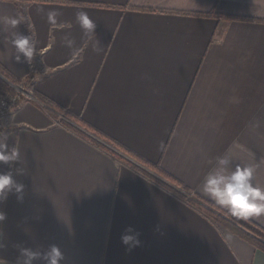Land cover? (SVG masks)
Masks as SVG:
<instances>
[{
	"label": "crops",
	"instance_id": "1",
	"mask_svg": "<svg viewBox=\"0 0 264 264\" xmlns=\"http://www.w3.org/2000/svg\"><path fill=\"white\" fill-rule=\"evenodd\" d=\"M80 11L96 24L99 52ZM18 16L28 30L16 31L34 35L39 54L17 63L12 30L0 31V64L21 80L38 60L32 91L158 164L189 197L217 205L203 181L223 157L226 175L252 166L264 189V0H0V20ZM1 123L20 161L0 174L11 171L24 191L0 201V264L53 245L60 264H264L263 251L63 127L35 98ZM250 220L264 228V216ZM125 234L139 246L123 244Z\"/></svg>",
	"mask_w": 264,
	"mask_h": 264
},
{
	"label": "clouds",
	"instance_id": "2",
	"mask_svg": "<svg viewBox=\"0 0 264 264\" xmlns=\"http://www.w3.org/2000/svg\"><path fill=\"white\" fill-rule=\"evenodd\" d=\"M56 13H49V23H56ZM76 21L86 36L90 39L95 38V51H100L99 41L95 36V22L89 18L86 12L80 11L76 15ZM25 23L23 16L16 18H4L0 20V31L11 29V46L15 49V60L21 62V56L24 61L31 64L34 57L38 55L37 41L34 35H22L16 31L18 26ZM4 42H9L5 37ZM73 41L67 40V46L72 47ZM7 137L0 136V164L12 165L20 161V153L16 148L9 149L7 146ZM227 157L217 158L216 163L220 166L218 169L210 171L203 181V194L212 200L217 205L228 210L230 214L239 220L247 221L251 218L264 216V189L253 184L255 168L252 166L235 167L230 175L225 174V169L229 164ZM18 174H23V170L17 169ZM15 192L18 194V199H22L24 185L17 183L13 178L11 171L0 174V201L6 200L9 193ZM6 216L0 212V222H3ZM131 228L126 229L127 232H132ZM122 243L128 245L129 248L139 246V241L135 236L123 235ZM2 247V245H0ZM20 255L17 264H33L34 261L43 260L45 264H60L64 256L60 249L53 245L45 252L39 250L33 251L28 248H20Z\"/></svg>",
	"mask_w": 264,
	"mask_h": 264
},
{
	"label": "trees",
	"instance_id": "3",
	"mask_svg": "<svg viewBox=\"0 0 264 264\" xmlns=\"http://www.w3.org/2000/svg\"><path fill=\"white\" fill-rule=\"evenodd\" d=\"M23 25L27 29V24L23 23ZM39 73L40 62L38 60L34 61L30 73L21 80L11 75L0 64V75L7 81L4 82L0 78V133L3 131L1 123L3 117L10 113L13 109L19 107L23 101L27 100L26 91L28 89H32L34 81ZM18 85H21L22 90L15 93V89L13 87ZM32 93L34 98L48 108L51 116L63 127L76 133L82 138L91 141L94 145L100 147L113 158L127 163L149 177L151 180L171 190L179 198L194 206L201 214L213 223L234 231L239 237L251 243L256 249L264 252L263 227L250 219L244 221L234 218L228 210L219 207L197 193H194L192 197H189V190L179 180L160 168L158 164L142 158L114 138L98 130L79 116L64 109L41 93L36 91H32ZM167 183L181 189V191L172 188Z\"/></svg>",
	"mask_w": 264,
	"mask_h": 264
},
{
	"label": "rangeland",
	"instance_id": "4",
	"mask_svg": "<svg viewBox=\"0 0 264 264\" xmlns=\"http://www.w3.org/2000/svg\"><path fill=\"white\" fill-rule=\"evenodd\" d=\"M0 78H1V80H3L4 82H7L6 79H4L1 75H0ZM10 86H11V85H10ZM13 88L15 89V93H16V92H19V91L22 90L21 85L14 86ZM26 97H27V99L34 98L33 93H32V89H28V90L26 91Z\"/></svg>",
	"mask_w": 264,
	"mask_h": 264
}]
</instances>
